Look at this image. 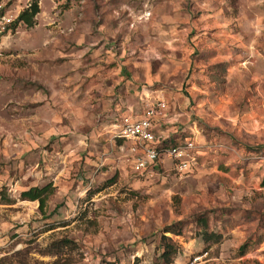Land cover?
I'll use <instances>...</instances> for the list:
<instances>
[{
  "label": "rangeland",
  "instance_id": "374dc122",
  "mask_svg": "<svg viewBox=\"0 0 264 264\" xmlns=\"http://www.w3.org/2000/svg\"><path fill=\"white\" fill-rule=\"evenodd\" d=\"M30 2L0 0L11 16ZM204 3L39 0L35 26L0 36V264H163V229L180 221L181 235L165 233L179 246L172 264H264L263 101L237 121L197 117L199 132L181 133L198 145L185 170L163 156L138 173L115 138L124 96L132 103L124 68L134 75L142 54L161 80L176 82L186 62L169 47L187 36L169 28L192 23L188 14ZM150 46L153 54L142 52ZM219 62L223 70L211 67ZM228 67L202 66L212 94L225 93ZM47 183L55 193L44 214L21 192ZM200 216L218 241L203 239Z\"/></svg>",
  "mask_w": 264,
  "mask_h": 264
},
{
  "label": "crops",
  "instance_id": "0c3cea01",
  "mask_svg": "<svg viewBox=\"0 0 264 264\" xmlns=\"http://www.w3.org/2000/svg\"><path fill=\"white\" fill-rule=\"evenodd\" d=\"M210 2L205 0L202 10L188 14L192 23L189 21L180 30L173 25L169 28L171 34L181 32L180 35L187 36L181 46L172 44L169 47L172 55L181 54L186 62L181 69H177L176 82H171L169 78L161 80L153 68L148 69L144 60L147 57L142 54L139 64L134 67V75L125 68L123 70L125 73L120 81L125 83L126 88L129 83L133 94L131 104L127 103V95L124 96L120 117H139L147 103L165 99L167 110L153 122L154 131L160 140L181 137V133L186 130L196 134L199 132L197 117L205 112L228 115L232 121H237L234 116L256 113L253 105L255 98L263 101L264 107V0H215L213 9L209 6ZM197 21L201 26L195 24ZM192 35L196 36L192 38ZM191 38L200 40L192 41ZM197 50L198 58L192 59ZM143 51L153 54L156 50L150 46ZM199 57L204 64L198 71L196 66ZM216 61L229 63L225 93L220 91L212 94L210 85L205 84V78L207 83H210V79L201 68ZM186 78L188 88H184ZM160 81L168 89L160 88ZM244 99L246 110L242 105ZM249 105L251 110L248 109Z\"/></svg>",
  "mask_w": 264,
  "mask_h": 264
},
{
  "label": "built area",
  "instance_id": "2783aa9c",
  "mask_svg": "<svg viewBox=\"0 0 264 264\" xmlns=\"http://www.w3.org/2000/svg\"><path fill=\"white\" fill-rule=\"evenodd\" d=\"M16 18L17 15H9L0 3V36L8 30L9 25ZM167 108L168 103L165 99L149 102L141 116H124L117 125L115 138L121 140L119 150L126 152L129 149L126 155L131 160L133 169L138 173L152 171L162 161L163 156L173 159L180 170L187 169L192 161L196 160L193 153L197 151L198 145L189 137L177 146L165 150L157 148L160 138L154 131L153 122L155 118L161 117ZM4 255V252L0 251V259ZM199 257H195V260Z\"/></svg>",
  "mask_w": 264,
  "mask_h": 264
},
{
  "label": "trees",
  "instance_id": "16d2710c",
  "mask_svg": "<svg viewBox=\"0 0 264 264\" xmlns=\"http://www.w3.org/2000/svg\"><path fill=\"white\" fill-rule=\"evenodd\" d=\"M39 13H40L39 0H31L29 5L26 8H24L19 13L17 18L9 25V28L5 33L16 30V28L20 24H24L29 28L35 26V24L37 23L36 17ZM211 67L220 68L221 70H223L225 64L223 62H219L211 65ZM183 141H182V136L181 137L173 136L167 139L160 140L156 146L160 150H165L169 147L177 146L181 144ZM114 180L115 178H112L108 180V183H112L114 182ZM262 186H264V180L262 182ZM54 193H55V187L53 186V184L47 183L43 186H34V187H30L27 190L22 191L21 197L23 200L39 201L40 203L39 208L45 214L46 213L45 209L47 207L48 201ZM197 221L200 222L202 225V237L206 242H209L210 240L213 239L218 241L220 239L219 234L209 230V219L207 217L200 216L198 217ZM182 230H183V222L181 221L172 223L163 229L164 234L161 242V246L163 248V252L161 254V257L164 261L163 264H172L173 256L177 254L179 248L178 244L175 243L171 237L166 236L165 233L170 232L176 235H181ZM242 248H243L242 249V254H243L246 252L247 245L246 244L243 245ZM103 264H116V263L105 260Z\"/></svg>",
  "mask_w": 264,
  "mask_h": 264
}]
</instances>
